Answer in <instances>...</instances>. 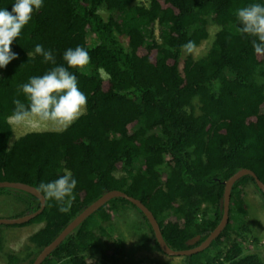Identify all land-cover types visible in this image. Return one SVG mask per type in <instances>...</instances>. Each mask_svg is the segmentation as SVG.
<instances>
[{
    "label": "trees",
    "instance_id": "obj_1",
    "mask_svg": "<svg viewBox=\"0 0 264 264\" xmlns=\"http://www.w3.org/2000/svg\"><path fill=\"white\" fill-rule=\"evenodd\" d=\"M13 2L0 0V7L11 11ZM253 2L44 0L10 46L18 58L0 69V182L38 190L41 182L70 171L78 184L69 212L61 213L55 201L45 199L42 213L21 225L40 227L28 237L30 250L22 259L10 254L9 264H32L84 207L107 191L139 200L168 247L178 251L190 249L186 242L201 236L198 246L215 229L223 182L235 172L252 170L264 184V52L256 53L251 38L239 33L235 17L237 9ZM209 25L218 29L212 44L194 59L192 51L208 39ZM188 41L195 47L185 53L181 45ZM36 44L54 50L57 63H63L69 47L87 49L90 62L72 70L87 104L63 130L30 131L11 143L13 100L25 101L18 86L52 67L33 55ZM250 183L264 199L251 177L237 181L227 226L204 251L176 256L179 264H264L262 253L251 250L257 241L246 221ZM16 197L26 203L20 216L39 208L30 194L16 192ZM127 207L142 217L157 250L170 257L153 241L143 214L115 198L41 264H120L125 249L112 227Z\"/></svg>",
    "mask_w": 264,
    "mask_h": 264
},
{
    "label": "clouds",
    "instance_id": "obj_2",
    "mask_svg": "<svg viewBox=\"0 0 264 264\" xmlns=\"http://www.w3.org/2000/svg\"><path fill=\"white\" fill-rule=\"evenodd\" d=\"M44 6V0H14L11 11L0 7V69L17 59L11 45L24 27L31 21L33 13ZM238 31L250 37L254 51L264 52V0H256L235 11ZM195 47L193 41L181 45L185 53ZM35 56L51 64L42 75L31 76L26 83L18 86L25 101L14 99V108L8 117L15 125L25 122L59 123L70 125L81 115L87 104L86 95L80 90L73 69H81L90 62L87 49L83 46L69 47L62 54L63 63H57L54 50L46 49L42 44L34 47ZM78 181L70 171H65L56 179L41 182L38 191L46 200H53L61 213L70 211Z\"/></svg>",
    "mask_w": 264,
    "mask_h": 264
},
{
    "label": "rangeland",
    "instance_id": "obj_3",
    "mask_svg": "<svg viewBox=\"0 0 264 264\" xmlns=\"http://www.w3.org/2000/svg\"><path fill=\"white\" fill-rule=\"evenodd\" d=\"M156 33L158 27H154ZM217 27L209 25L207 40L192 51L194 59H200L210 48ZM84 112V109L83 111ZM12 125L13 133L11 143L20 136L30 132L42 131H61L66 126L59 123H41L39 121L25 122L21 126ZM7 194H0V218L12 219L19 217L26 210V203L16 200L17 191H6ZM9 192V193H8ZM245 201L247 204L246 221L255 237L257 243L251 245V250L262 253L264 256V199L255 189L253 184L246 187ZM114 224V232L122 241L125 249V256L120 264H156L157 261L168 260L171 264H179V258L166 257L161 254L152 241H150L148 227L142 217L134 209L127 207L124 209ZM40 225H28L21 228L0 226V235L2 237V250L0 252V264H9L7 262L10 254L23 258L30 245L28 237L36 231ZM94 261L87 260V264H93ZM21 264H26L21 262Z\"/></svg>",
    "mask_w": 264,
    "mask_h": 264
},
{
    "label": "water",
    "instance_id": "obj_4",
    "mask_svg": "<svg viewBox=\"0 0 264 264\" xmlns=\"http://www.w3.org/2000/svg\"><path fill=\"white\" fill-rule=\"evenodd\" d=\"M249 176L254 180V183L257 189L264 195V184L259 180L256 174L249 169H240L235 172L232 176H230L225 182H223L224 190L223 196L219 203V209L221 211V219L215 229L209 233V235L198 245L194 246L188 250H172L168 247V245L163 240L159 225L152 215V213L137 199L128 196L122 191L119 190H111L105 192L100 198L86 206L81 210V212L54 238V240L49 243L46 247H44L36 256L32 264H41L52 251H54L57 246H59L63 240L81 223H83L89 216H91L94 212H96L102 205L107 203L108 201L115 198H122L134 205L147 220L150 228L153 232V241L157 244L160 250L170 257H179V256H190L197 253H200L207 249L221 234L224 228L228 224V214H229V204H230V195L233 185L239 181L241 178ZM0 189L14 190L19 192H25L27 194L32 195L39 201V208L33 212H28L20 217L12 218V219H4L0 218V226H11V225H23L37 216H39L45 208V198L44 196L34 187L23 184L20 182H9L2 181L0 182ZM201 236H195L194 238L188 240L186 242L187 246L194 245L199 242ZM154 244V243H153Z\"/></svg>",
    "mask_w": 264,
    "mask_h": 264
},
{
    "label": "flooded vegetation",
    "instance_id": "obj_5",
    "mask_svg": "<svg viewBox=\"0 0 264 264\" xmlns=\"http://www.w3.org/2000/svg\"><path fill=\"white\" fill-rule=\"evenodd\" d=\"M10 191H14V190H10ZM17 192H19V191H17ZM20 217V216H19ZM6 227V226H5ZM7 227H17V228H21V224L20 225H11V226H7ZM196 244V243H195ZM194 244V245H195ZM194 245H191L190 247L192 248V247H194ZM17 256V255H16Z\"/></svg>",
    "mask_w": 264,
    "mask_h": 264
}]
</instances>
